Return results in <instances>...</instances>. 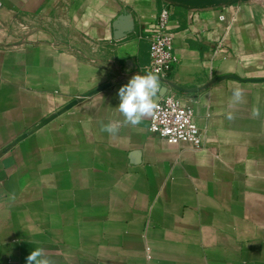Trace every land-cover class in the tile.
<instances>
[{"label": "crops", "instance_id": "crops-1", "mask_svg": "<svg viewBox=\"0 0 264 264\" xmlns=\"http://www.w3.org/2000/svg\"><path fill=\"white\" fill-rule=\"evenodd\" d=\"M163 10L176 63L159 93L192 112L200 151L150 134L149 117L100 130L149 71ZM261 78L264 0H0V150L80 99L0 156V264L36 248L54 264H264Z\"/></svg>", "mask_w": 264, "mask_h": 264}, {"label": "built area", "instance_id": "built-area-1", "mask_svg": "<svg viewBox=\"0 0 264 264\" xmlns=\"http://www.w3.org/2000/svg\"><path fill=\"white\" fill-rule=\"evenodd\" d=\"M168 22V12L161 11L148 33L149 65L147 68L154 73L158 71L161 78H164L176 63V57L172 51L173 34L168 28ZM156 103L157 109L154 115L149 117L148 132L168 143L186 142L194 150H202L203 136L193 120L192 112L171 95L159 93Z\"/></svg>", "mask_w": 264, "mask_h": 264}, {"label": "clouds", "instance_id": "clouds-1", "mask_svg": "<svg viewBox=\"0 0 264 264\" xmlns=\"http://www.w3.org/2000/svg\"><path fill=\"white\" fill-rule=\"evenodd\" d=\"M161 76L159 72L148 71L146 74L134 75L127 84L123 85L118 96L120 103L117 107L122 115V121H110L101 125V131L111 136L118 134L122 126H139L144 119L154 115L157 109L155 98L160 92ZM244 97V91L240 88L233 89V102H241ZM252 117L259 118L261 111L259 107H253ZM229 120L234 119L233 113L227 114ZM12 199H15L14 195ZM27 264H54V261L48 258V254L43 248H36L27 256Z\"/></svg>", "mask_w": 264, "mask_h": 264}, {"label": "water", "instance_id": "water-1", "mask_svg": "<svg viewBox=\"0 0 264 264\" xmlns=\"http://www.w3.org/2000/svg\"><path fill=\"white\" fill-rule=\"evenodd\" d=\"M170 3H173L175 5H178L180 7H183L185 9H190V10H198V9H207V8H216L220 6H226V5H234L238 3H244L250 0H166ZM234 79H239L236 76H232ZM249 82H264V78L261 79H249ZM96 91H93L94 93ZM80 99H76L66 105L61 111H58L47 118L43 119L36 127H34L31 131L24 133L20 135L17 139H15L12 143H10L8 146L4 147L3 149L0 150V156L4 154L6 151H8L11 147L16 145L18 142L26 138L28 135H30L32 132L35 130L39 129L40 127L44 126L51 120H53L55 117H57L60 113L63 111L70 109L72 106H74L76 103L79 102Z\"/></svg>", "mask_w": 264, "mask_h": 264}, {"label": "rangeland", "instance_id": "rangeland-1", "mask_svg": "<svg viewBox=\"0 0 264 264\" xmlns=\"http://www.w3.org/2000/svg\"><path fill=\"white\" fill-rule=\"evenodd\" d=\"M59 35H61L60 33H59ZM60 37V36H59Z\"/></svg>", "mask_w": 264, "mask_h": 264}]
</instances>
